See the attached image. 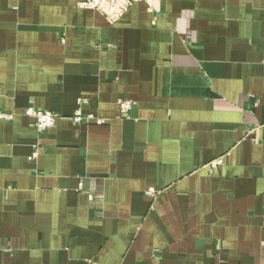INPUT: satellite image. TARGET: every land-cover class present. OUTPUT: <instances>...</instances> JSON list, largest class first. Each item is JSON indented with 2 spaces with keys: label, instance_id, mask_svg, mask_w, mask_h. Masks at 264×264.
Listing matches in <instances>:
<instances>
[{
  "label": "crops",
  "instance_id": "0c3cea01",
  "mask_svg": "<svg viewBox=\"0 0 264 264\" xmlns=\"http://www.w3.org/2000/svg\"><path fill=\"white\" fill-rule=\"evenodd\" d=\"M152 8L0 0V264H264V0Z\"/></svg>",
  "mask_w": 264,
  "mask_h": 264
},
{
  "label": "built area",
  "instance_id": "2783aa9c",
  "mask_svg": "<svg viewBox=\"0 0 264 264\" xmlns=\"http://www.w3.org/2000/svg\"><path fill=\"white\" fill-rule=\"evenodd\" d=\"M140 1H145L149 4V10H152L153 0H79V7L84 9L97 10L103 13L109 22L117 21L129 7ZM119 109L122 114H127L133 107V102L127 98H121L118 101ZM26 115H29L35 119L36 127L39 131H45L48 128L54 126L56 121V114L51 110L39 109L34 106H29L24 110ZM1 117L11 119L12 113H2ZM73 121L78 124L81 122H95L103 123L104 120L101 117L96 116L94 113H83L82 110H77L72 117ZM220 161L213 162V166L217 167Z\"/></svg>",
  "mask_w": 264,
  "mask_h": 264
}]
</instances>
